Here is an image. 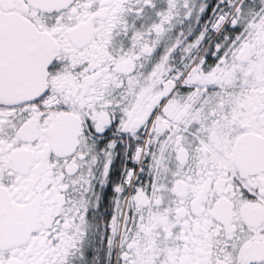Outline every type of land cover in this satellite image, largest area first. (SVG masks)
Returning a JSON list of instances; mask_svg holds the SVG:
<instances>
[{
    "label": "snow or ice",
    "instance_id": "1",
    "mask_svg": "<svg viewBox=\"0 0 264 264\" xmlns=\"http://www.w3.org/2000/svg\"><path fill=\"white\" fill-rule=\"evenodd\" d=\"M0 264H264V0H0Z\"/></svg>",
    "mask_w": 264,
    "mask_h": 264
}]
</instances>
